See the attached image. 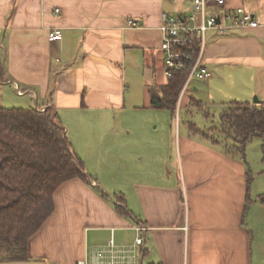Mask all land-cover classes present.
I'll return each mask as SVG.
<instances>
[{"label": "crops", "instance_id": "1", "mask_svg": "<svg viewBox=\"0 0 264 264\" xmlns=\"http://www.w3.org/2000/svg\"><path fill=\"white\" fill-rule=\"evenodd\" d=\"M181 1L0 0V100L54 110L86 175L55 191L28 261L2 264H94L110 238L131 246L137 226L141 264H264V240L254 238L264 205L250 199L244 167L208 138L173 134L165 112L144 114L164 110L148 89L167 81L160 15H179L171 11ZM224 2L259 25L206 34L202 96L221 98V108L253 96L264 103V0ZM52 30L59 41H48ZM192 83L186 93L197 92Z\"/></svg>", "mask_w": 264, "mask_h": 264}, {"label": "trees", "instance_id": "2", "mask_svg": "<svg viewBox=\"0 0 264 264\" xmlns=\"http://www.w3.org/2000/svg\"><path fill=\"white\" fill-rule=\"evenodd\" d=\"M3 77L0 62V83ZM185 79L178 72L149 88L150 105L175 115ZM218 131L240 154L252 137L259 138L264 164V103H228L219 113ZM202 136L217 144L207 132ZM72 179L85 181L86 175L54 110L0 107V264L28 261V242L52 214L53 194ZM249 182L247 177V191ZM257 199L264 205V194Z\"/></svg>", "mask_w": 264, "mask_h": 264}, {"label": "built area", "instance_id": "3", "mask_svg": "<svg viewBox=\"0 0 264 264\" xmlns=\"http://www.w3.org/2000/svg\"><path fill=\"white\" fill-rule=\"evenodd\" d=\"M176 2L177 0H171ZM224 0H192V8L187 16L161 13L159 30L162 35L160 51L163 54V75L166 80L173 74L185 72L186 79L180 91L177 106L181 104L184 94L193 80L205 81L210 74L203 64V53L206 47V34L215 31L225 35L233 29L256 28L259 22L243 8L233 12L224 11ZM211 12L209 14L208 12ZM58 13V11H55ZM134 26V22L130 21ZM61 39L60 30H52L48 41L53 43ZM145 230L137 226L133 244L119 249L113 238H110L103 249L94 250L91 261L94 264H141V249ZM78 264H87L79 262Z\"/></svg>", "mask_w": 264, "mask_h": 264}, {"label": "rangeland", "instance_id": "4", "mask_svg": "<svg viewBox=\"0 0 264 264\" xmlns=\"http://www.w3.org/2000/svg\"><path fill=\"white\" fill-rule=\"evenodd\" d=\"M191 1L182 0L179 4H175L174 10L176 11L174 12L171 11V13L177 12L179 8L178 10L179 13L182 14L183 16H187L191 11V6H190ZM179 5L181 6L178 7ZM208 13L211 14L210 11ZM177 14L178 13L174 15ZM192 82H193L192 84L196 86L197 92H191L189 90L187 93L184 94V97L181 100L180 108L177 110L176 115H171L169 111H164V110L157 111L155 109H152V110H145L144 111L145 116L150 118L152 114L155 115V114H160L161 112H165V114L168 117H170L168 121V125L172 128L173 134L179 133L181 137L187 136L190 137V139L192 140H199L202 137V134L207 132V135L211 139L217 141L220 151L225 152L228 157L234 159L237 163H240L244 167V169L246 170L245 174L250 179L249 197L253 201V204H255L254 206H260L259 202L257 201L258 200L257 197L264 194V164L262 163L260 139L257 137H252L247 142L243 154H240L238 151H236L234 142L231 140H223V138L220 135V132L218 131L219 113L222 109L220 106L221 98L219 100L218 99L215 100L216 98H214V100L210 101L209 98H207V95L202 96L204 92L203 83H201V81L199 80H193ZM194 99L195 100L202 99V101H204L205 106L203 110L199 111L196 108L199 105L193 101ZM253 99L254 96L251 101H253ZM7 101L10 102L9 100ZM22 102L24 101L16 100V99L11 100V103L1 101L0 107L21 108V106H11V105H19ZM22 109H29V108L25 107ZM210 128H213L212 131L209 130ZM263 235L264 232L261 231L260 229L254 230V238L258 242H260V240L262 239L264 240Z\"/></svg>", "mask_w": 264, "mask_h": 264}, {"label": "water", "instance_id": "5", "mask_svg": "<svg viewBox=\"0 0 264 264\" xmlns=\"http://www.w3.org/2000/svg\"><path fill=\"white\" fill-rule=\"evenodd\" d=\"M253 103H254V104H258V103H260V102H259L258 99L255 97V98L253 99Z\"/></svg>", "mask_w": 264, "mask_h": 264}]
</instances>
